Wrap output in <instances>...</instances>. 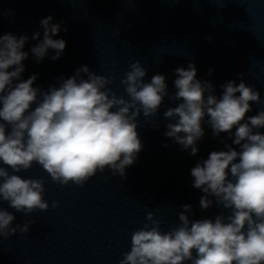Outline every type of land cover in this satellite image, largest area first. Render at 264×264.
I'll return each mask as SVG.
<instances>
[{"label":"water","instance_id":"95a60500","mask_svg":"<svg viewBox=\"0 0 264 264\" xmlns=\"http://www.w3.org/2000/svg\"><path fill=\"white\" fill-rule=\"evenodd\" d=\"M49 15L62 29L53 39L65 40L66 48L60 59L53 61L55 52L50 49L38 63L31 48L43 39L40 21ZM37 31L40 39L33 40ZM8 33L29 37L21 80L37 74L33 86L45 91L87 65L91 72L114 80L108 87L127 98L120 81L129 65L140 61L147 71L145 82L162 74L172 95L175 69L194 63L196 78L211 81L218 98L221 85L228 81L238 85L240 74H245L244 80L261 99L260 104L250 102L246 118L264 108V0H0V35ZM179 102L165 97L157 115L145 118L141 113L137 132L143 148L126 168V178L113 176L106 168L83 186L71 182L65 186L54 183L37 163L17 173L45 181L49 209L24 215L0 201V208L15 215L13 226L35 222L26 234L0 237V264H119L122 254L130 251L132 233L150 223L148 212L161 219L165 232L180 223L178 214L185 204L192 206L190 220L230 214L215 203L201 209L204 193L192 186L190 172L212 151H226L232 140L228 133L214 138L205 122L198 153L184 150L164 134L166 125L175 121L166 120L163 113ZM259 131L264 134V128ZM55 201L59 206L53 208Z\"/></svg>","mask_w":264,"mask_h":264},{"label":"clouds","instance_id":"9594fccd","mask_svg":"<svg viewBox=\"0 0 264 264\" xmlns=\"http://www.w3.org/2000/svg\"><path fill=\"white\" fill-rule=\"evenodd\" d=\"M52 20L51 15L41 19L43 39L31 48L38 63L50 49L55 52L51 59H60L66 48L65 40L53 39L62 29ZM28 39L26 34L0 35V201L24 215L49 209L45 181L17 174L33 163L54 183L65 186L70 182L83 186L106 168L113 176L126 178V168L143 148L137 132L141 113L145 118L157 115L167 97L181 102L163 113L166 120L175 121L166 125L164 134L184 150L191 149V155L199 151L196 145L205 135L203 123L214 138L229 134L232 144L225 145L227 150L212 151L190 174L192 186L204 193L201 209L215 203L230 214L190 220L192 206L185 204L178 214L180 223L165 232L161 219L148 212L150 223L132 233L130 251L122 254L119 264H264V134L259 131L264 128V108L246 118L252 110L250 102L260 104L261 99L260 92L244 80L245 74H240L238 85L235 81L221 85L218 98L213 83L197 79L196 66L189 63L186 69H175L176 92L170 95L164 75H153L145 82L147 71L135 61L120 81L125 98L108 87L114 80L82 65L73 76L61 77L58 87L45 91L33 86L37 74L21 80L23 61L29 56L23 51ZM32 39L39 40L40 32ZM145 123L159 127L149 119ZM51 206L56 208L59 202ZM15 219L0 208V237L26 234L35 223L13 226Z\"/></svg>","mask_w":264,"mask_h":264}]
</instances>
